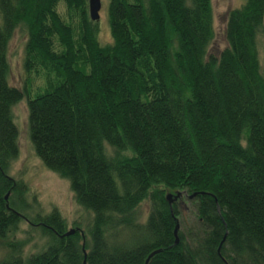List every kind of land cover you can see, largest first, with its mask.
I'll return each mask as SVG.
<instances>
[{"label":"trees","instance_id":"16d2710c","mask_svg":"<svg viewBox=\"0 0 264 264\" xmlns=\"http://www.w3.org/2000/svg\"><path fill=\"white\" fill-rule=\"evenodd\" d=\"M237 6L213 52L210 0H107L104 45L87 0H0V264H264V0ZM16 29L34 95L7 81ZM22 99L35 157L86 215L71 235L8 176ZM21 221L35 253L6 240Z\"/></svg>","mask_w":264,"mask_h":264},{"label":"rangeland","instance_id":"374dc122","mask_svg":"<svg viewBox=\"0 0 264 264\" xmlns=\"http://www.w3.org/2000/svg\"><path fill=\"white\" fill-rule=\"evenodd\" d=\"M242 0H210L212 9V21L215 32V39L212 43L213 52L220 51L224 45L223 30L226 13L229 9L241 4ZM107 0H100L99 18L95 23L98 28L97 40L100 45L110 42L109 31L106 22ZM238 7V6H237ZM59 13L64 16L62 6L58 7ZM264 24V18H263ZM25 35L21 29H16L7 45L8 76L7 81L11 87L18 90L28 89L31 95L45 88V77L42 72L37 75H27L22 66L23 46ZM257 54L258 62L264 69V36L258 38ZM12 116L16 125L18 136V155L8 169V176L21 182L26 188V196L31 201V207L45 215L51 210H55L65 221L67 229L72 228L73 223L83 224L86 215L75 205L68 183L60 179L54 173L45 169L40 161L35 157L30 145L27 125H26V103L25 100L17 102L12 107ZM181 213L184 220L189 219V205L185 196H182ZM145 205L140 206V210H145ZM29 215H32L29 212ZM188 222V221H187ZM82 226V225H81ZM30 226L24 221L18 224L17 230L7 235V241H26L22 247L24 255L37 252L43 246V240L39 235L30 231ZM41 231L40 228H36ZM0 248V257L3 254Z\"/></svg>","mask_w":264,"mask_h":264},{"label":"water","instance_id":"95a60500","mask_svg":"<svg viewBox=\"0 0 264 264\" xmlns=\"http://www.w3.org/2000/svg\"><path fill=\"white\" fill-rule=\"evenodd\" d=\"M99 10H100V0H87V11H88V16H89L90 21H92V22H97L98 21V18H99L98 12H99ZM7 196H8V194H6L4 196V200L7 199ZM179 196H180V194H178V193L173 195V196L170 195V194H167L165 196V200L168 203V205L170 206L171 203ZM176 230H177V226H175L174 231H173L174 236L176 234ZM73 233H74V230L70 229L69 231H67L64 234V236H68V235H71ZM175 244H176V240H175ZM158 252L159 251H154L151 254H149V256L145 260L144 264L147 263V261H148V259L150 257H152L154 254H156Z\"/></svg>","mask_w":264,"mask_h":264}]
</instances>
